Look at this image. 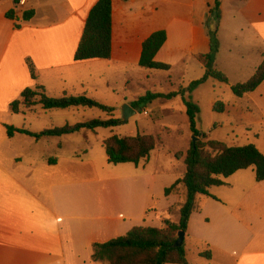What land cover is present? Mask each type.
<instances>
[{"label":"crops","instance_id":"1","mask_svg":"<svg viewBox=\"0 0 264 264\" xmlns=\"http://www.w3.org/2000/svg\"><path fill=\"white\" fill-rule=\"evenodd\" d=\"M98 2L28 0L16 11L13 0L0 2V264H94L95 244L123 237L137 227L180 222L179 210H170L184 202L183 195L166 197L165 190L183 178L185 157L177 159L178 164L160 159L161 142L154 134L159 145L148 159L138 166H116L104 154L108 138L99 139V129L41 139L24 134L10 138L7 130L38 134L112 118L99 109L100 114H89L93 109L46 111L41 105L13 114L11 104L38 86L52 98L85 95L114 108L113 118L120 119L122 107L133 108L137 99L121 98L117 86H126L130 70L140 68L143 44L157 31L165 30L168 39L155 60L170 66V71L178 70L182 82H187L183 88L204 77L199 57L210 52V34L218 31L222 44L216 69L228 77L231 94L219 101L221 95L212 87L206 99L213 113L217 102L224 104L223 118L206 132L197 129L207 141L229 147L254 145L264 154V82L242 98L231 90L251 79L263 63L264 0H222L219 22L211 13L215 0H113L112 58L76 62L86 22ZM11 11L20 23L26 11L35 16L16 29V21L7 18ZM222 55L228 62L225 67ZM140 69L151 75L161 71ZM193 101L200 107L194 96ZM156 102L161 103L156 110L162 117L154 119L153 126L186 125L188 139L193 138L181 97ZM175 103L179 111L167 108ZM148 109L146 105L139 110L142 114ZM224 129L228 133L222 136ZM138 134L130 131L126 137ZM190 147L186 145L184 154ZM225 183L212 187L209 197L199 198L201 210L192 215L185 239L186 252L195 244L198 258L190 262L187 256L188 263L264 264V181L257 182L250 168ZM209 251L210 260L200 257Z\"/></svg>","mask_w":264,"mask_h":264},{"label":"trees","instance_id":"2","mask_svg":"<svg viewBox=\"0 0 264 264\" xmlns=\"http://www.w3.org/2000/svg\"><path fill=\"white\" fill-rule=\"evenodd\" d=\"M2 0H0L1 2ZM124 2L128 0H122ZM222 0H215L217 21L221 18ZM112 15L113 0H99L91 10L82 39L76 51L74 60L85 62L90 60H110L112 58ZM35 16L34 11H26L23 14L22 23L15 18V12L7 14V18L16 21L15 28L20 29L23 23L30 22ZM217 32L210 34V52L199 57L200 63L205 67L206 73L200 80L195 81L187 88H181L178 92L170 94L147 93L132 104L135 110L151 104L157 100L171 101L181 97L189 119L190 130L193 137L199 139L186 154L178 153L176 158L185 157L186 172L180 180L165 190L166 197L183 195L184 202L172 208L170 213L178 209L180 222L174 223L167 220L161 228L137 227L125 236L111 240L104 244L93 246L92 260L94 264H189L185 242L181 247L176 246L180 232L188 233V227L192 215L200 212V197H209L212 187L225 186V180L239 171L254 168L257 182L264 181V154L256 146L229 147L218 141H207L206 136L197 129V120L200 116V107L193 99V93L210 79L221 84L228 85V77L216 69V57L219 53ZM168 36L165 30L153 33L143 44L139 66L146 70L170 71L171 67L157 63L155 58L167 42ZM264 57V55H263ZM31 75L34 79L35 70L29 61ZM264 82V60L255 75L246 83L235 85L231 88L236 97L242 98L245 94L254 92ZM41 105L46 111L64 110L84 107L99 109L112 118L109 120H91L75 126H65L46 130L42 133H31L26 130H18L8 127V136L13 138L15 134H24L32 138L62 137L78 133L82 130L96 131L98 129H115L122 125V121L113 118L115 109L102 105L87 96H64L52 98L45 89L38 86L35 90L27 89L22 93L21 100L11 104L13 114H20L21 109L30 110ZM225 106L217 102L214 112L223 114ZM159 141L152 135L138 134L135 137L112 136L104 141L109 164L122 165L132 163L139 165L150 157L156 150ZM56 160H50L54 164ZM200 257L210 260L211 252H203Z\"/></svg>","mask_w":264,"mask_h":264},{"label":"rangeland","instance_id":"3","mask_svg":"<svg viewBox=\"0 0 264 264\" xmlns=\"http://www.w3.org/2000/svg\"><path fill=\"white\" fill-rule=\"evenodd\" d=\"M227 10L228 9L226 8L225 22L230 21L228 20L229 14ZM224 34H225V31H224ZM218 42L220 46V44L222 43H220L219 38H218ZM227 53L229 52L225 49L223 52V55L227 56L228 55ZM223 55L221 58H223L222 60L224 61V58L226 56L224 57ZM247 58L245 62L249 60ZM227 63L228 62L224 61V67ZM219 67H221V64H219ZM140 70H141L140 68L135 69V70H133L132 68L129 72V76H128L129 79L126 82V86H123V83L121 84V86L120 85L117 86L119 88L118 92L121 98L129 97V98H134L138 100L141 97H144L147 93H154V92L167 95L174 89H179L181 87L183 88L187 84L186 80H185V84L184 82H182V76L178 70L169 71L170 73L167 71H164L165 73L160 71L159 73H155L154 75H151L150 71L140 72ZM217 70L220 72H223L222 70H219V69ZM143 72H146V73H143ZM249 80L250 79H248L246 82H248ZM232 81H234L233 77H232ZM213 86L217 87V94L221 95L220 96L221 100L219 101H222L225 98L224 97L225 94H231L230 93L231 91L228 85L220 84L218 83V81L216 82V80L215 81L211 80L210 82L200 86L196 90L195 95H192V99L194 96V98L200 102V116L199 117L201 118L202 122H200L198 118L199 121L197 120V127L199 130H202L203 132H206L209 129V127H212V125L215 123L214 121H219L220 119L223 118L222 115L216 112L213 113L211 111V108L208 104V99H206L208 97V94L212 92ZM114 97H116V95ZM106 99L107 98H105V100ZM106 101H109V100H106ZM160 104H161L160 102H156V101L152 102L151 104H148L149 109L147 111L145 110L146 111L145 113L141 114L140 110H138L139 111L137 113L138 116L136 115L135 117L131 118L129 121H125L123 118V114H122V117L119 119L122 121V125L115 128L114 130L99 129L98 138L102 139V138H109L112 136L126 137L129 135L130 131H134L135 133L139 132L141 134L143 133L144 134L146 133L149 135L154 134V136H157L161 142L160 150L162 152H160L159 158L169 163L171 160L172 162H176L178 164L179 162L177 158L175 157L176 154L178 153L184 154L186 145L188 144L189 146H191V143L193 142V138L189 137L188 139L187 135L189 134L188 133L189 127L186 125L185 126L179 125L178 127H171V128H168L167 126L164 128L153 126L152 121H154V119H157V118L161 119L162 117L161 111L159 112V110H156L158 107L161 106ZM34 108L35 107H33L30 110H23V111H32ZM167 108L173 109L174 111L180 110V106L176 103L171 105L170 107L167 106ZM89 112H90L89 114H100L101 113V111H99L98 109H93L92 111H89ZM167 128L168 130H166ZM36 129L39 130L41 128L37 127ZM227 133H228L227 129L220 131V134L222 136H224ZM186 140L188 141V143ZM168 152L172 154V157L167 155ZM104 154H105V150H104ZM182 166L185 167L184 165ZM194 246L195 244H193L192 247L188 246L189 250H188L187 256L190 262H193L195 261L196 258H198L197 251Z\"/></svg>","mask_w":264,"mask_h":264},{"label":"water","instance_id":"4","mask_svg":"<svg viewBox=\"0 0 264 264\" xmlns=\"http://www.w3.org/2000/svg\"><path fill=\"white\" fill-rule=\"evenodd\" d=\"M122 114L125 121H129L132 117L137 115V111L131 108L129 105H124L122 108ZM199 141L198 138L193 137V144H195ZM178 241L176 242L177 247H181L186 239V233L180 232L178 236Z\"/></svg>","mask_w":264,"mask_h":264},{"label":"built area","instance_id":"5","mask_svg":"<svg viewBox=\"0 0 264 264\" xmlns=\"http://www.w3.org/2000/svg\"><path fill=\"white\" fill-rule=\"evenodd\" d=\"M28 0H13V7H14V11H16L17 9H19V7H23Z\"/></svg>","mask_w":264,"mask_h":264}]
</instances>
